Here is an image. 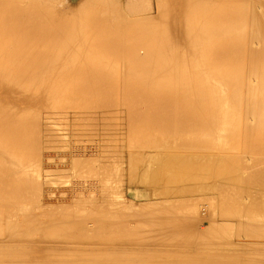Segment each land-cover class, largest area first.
Returning a JSON list of instances; mask_svg holds the SVG:
<instances>
[{
  "label": "bare ground",
  "instance_id": "obj_1",
  "mask_svg": "<svg viewBox=\"0 0 264 264\" xmlns=\"http://www.w3.org/2000/svg\"><path fill=\"white\" fill-rule=\"evenodd\" d=\"M76 1L0 0V264H264V0Z\"/></svg>",
  "mask_w": 264,
  "mask_h": 264
},
{
  "label": "rangeland",
  "instance_id": "obj_2",
  "mask_svg": "<svg viewBox=\"0 0 264 264\" xmlns=\"http://www.w3.org/2000/svg\"><path fill=\"white\" fill-rule=\"evenodd\" d=\"M101 1H102V0H101ZM151 1H152V2H151ZM154 1H156V3H157V0H150V3H152L153 5L156 6V4H155ZM162 1H165V0H162ZM185 1L187 2V0H182V1L180 0V1H179V4H180V2H181V4L183 5V3H185ZM229 1H230V0H229ZM244 1H245V2H244ZM256 1H260V0H255L254 3L252 2V4H253L252 6L250 5V2H251L250 0H247V1H246V0H243V1H241V0H239V1H238V0H237V1H235V0H231L230 2H232V3H234V4H237V5L240 4L241 2L243 3V5L247 4V7H246V6H243L242 3H241L239 6H240L241 9H245V8H247L248 10L251 9V8L253 7V8H254V11H253V8H252V11H253L254 13H253L251 10H249V11H251V12H249L248 10H247V12L252 13V14H255V13H256V14H260V15H261V13H257L258 10H256V8L259 9L262 5L264 6V3L262 4L263 1L261 0V1H262V2H261V6H259V5H260V4H259L260 2H256ZM91 2H93V3H96V2H97V4L101 5V2H100V1L98 2V1L95 0V1H91ZM153 2H154V3H153ZM190 2H191V1L188 0V2H187L186 4H188V3L190 4ZM221 2H223V1H221ZM221 2L218 1L217 3H221ZM236 2H238V3H236ZM61 3H62V2H61ZM61 3H60V4H61ZM256 3L259 4L258 7H256V6H257ZM60 4H59V6L57 5V6H58L57 8L59 9V12H60V11H66V10H65V6L63 5L64 8H62L63 6L60 7V6L62 5V4H61V5H60ZM73 4H77V1H76V0H73ZM255 4H256V6H255ZM248 5H249V6H248ZM249 7H250V8H249ZM63 9H64V10H63ZM261 9H262V8H261ZM245 10H246V9H245ZM245 10H244V11H245ZM261 11H262V13H263V15H264V12H263L264 9H262ZM258 12H259V11H258ZM117 113H118V112L116 111V112L110 114L109 118H110V119L112 118V119H111L112 124H111L110 121H109L110 119H108L109 123H107V125L109 124L108 126H111V125H112V126H111V132L113 133V136H112V137L114 138L113 140H116V139H117V138H115L116 135H117V131L120 130L121 128H124V127L126 128V125L129 124V121H127L128 124H126V120H128L127 114H123L122 116H121V114H118V115H120V117H119V116L117 115ZM119 113H123V112H119ZM113 115H115V116H113ZM116 116H118V117H116ZM116 118H118V120H119V121L117 120L118 123H117V121L115 120ZM126 118H127V119H126ZM113 119H114V120H113ZM121 119H123L124 122L121 121ZM115 121H116V122H115ZM120 121L122 122L121 124H120ZM115 124H116V125H115ZM122 124L124 125V127H120V126H123ZM114 125H115L116 127H117V125H119L118 128H120V129H117L116 127H114V128H116V129H114V128H113ZM113 130H115V131L113 132ZM58 157H60V156L58 155ZM55 158H56V160H55V159H54V160H55L56 162H55V163H54V161L52 162L54 165H53V164L51 165V164L48 162V163L50 164V166H51L50 171L52 170L54 175H57V174H59V173H68V171H69V173H70L71 170H70L69 168L66 169V168H62V167H61L62 165H61V163H59V160L57 159V155H55ZM60 160H61V157H60ZM57 161H58V162H57ZM101 162H102V161H101V159H100V160L98 161V164L101 165V164H100ZM125 162L127 163V160H125ZM124 165H125V166H124L125 168H128V165H127V164H124ZM109 166H110V165H109ZM52 167H53V168H52ZM57 167H58V168H57ZM61 168H62V170H61ZM111 168H112V166H111ZM55 169H56V170H55ZM111 170H112V169H111ZM111 170H110V171H111ZM52 171H51V173H52ZM55 173H57V174H55ZM124 173H125V172H124ZM125 177H126V178H124V179L126 180V182H125V184L122 186V187H123V190H122V188H121V190H122V191L125 190L124 193L126 194V193H127V190H128V187H127V186H128V185H127V184H128V183H127L128 174L125 175ZM192 177H195V176H192ZM207 179H208V177H207V178H204L203 180H202V178H198L197 181H199L200 183L203 184L204 182H206ZM125 180H123V181H125ZM197 181H195V182H197ZM139 187H141L142 189L144 188V186H143V187H142V186H139ZM235 189H237V190H235V193H236V194H237L238 191H242V188H235ZM57 194H58V193H57ZM208 194L211 196V198H209V196H207V198H206V197H204V198H206V200L209 198V199L207 200V202H205V203H207V206H208V208H209V206H212V205H210V204H211V203L213 204V202H215V200H213V199H214V198H217V196L215 197L216 193H214L215 195H214V194H211V192H209ZM212 195H214V196H213V197H214L213 199H212ZM199 196H200L199 194H196V196H195L196 198L194 197V199H197V200L200 199ZM198 197H199V198H198ZM201 198H202V196H201ZM211 199H212V200H211ZM53 200H54V199H52V200H48L47 202H48V203H53L51 206H53V205L57 206V205H58L57 202H58L59 200H64V199H57V200L55 199L54 201H53ZM210 200H211V201H210ZM55 201H56V202H55ZM194 201H195V200H194ZM212 201H213V202H212ZM208 202H209L210 204H209ZM233 202H234L233 200H228V201H226L225 204H223V206H224V207H223L222 205H220V204H221V201H220V203H219V200H218V202L216 201V203H217V205H218L217 207H219V208L215 211V212H216V215H217L218 217H219V216H221V217H222V216H225V217H226V218L224 219V217H222V218L219 217V218H218V217L216 216L218 220H219V219H220V220H223V219H224V220H228L227 218H230V217H227V216H229V215H227V214H229L230 211H234ZM59 205H60V204H59ZM229 205H230V206H229ZM221 206H222L223 208H221ZM229 207H230V210H228ZM232 207H233V208H232ZM210 208H211V207H210ZM210 208L208 209L209 211H210ZM213 210H214V208H213ZM219 210H220V211H219ZM263 210H264V209L261 210L262 215L264 214V213H263ZM218 211H219V212H218ZM222 211H223V213H222ZM224 212H227V214L224 213ZM217 213H218V214H217ZM258 213H259V214H258ZM219 214H220V215H219ZM256 214H257V215H260V218L264 216V215L262 216V215L260 214L259 211H257ZM253 215H254V214H253ZM262 220L264 221V217L262 218ZM205 227H208V223H205V226H202V228L204 229V231H205ZM210 229H211V228H209V229L207 230V228H206L207 231H209ZM237 230H238V227H236V230H235V231H236V232H235L236 234L241 233L240 230H238V232H237ZM235 233H234V238H235V236L238 238V237L241 235V234H238V235H239V236H238V235H236ZM44 234H45V233H44ZM46 235L48 236L49 233L47 232ZM237 238H235L236 241H237ZM241 238L244 239L242 236H241ZM241 238H240V240H241ZM249 239H250V238H249Z\"/></svg>",
  "mask_w": 264,
  "mask_h": 264
}]
</instances>
